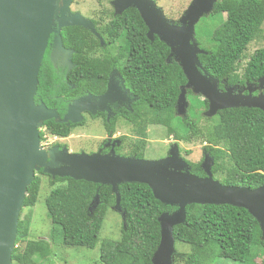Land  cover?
Masks as SVG:
<instances>
[{
    "label": "trees",
    "instance_id": "1",
    "mask_svg": "<svg viewBox=\"0 0 264 264\" xmlns=\"http://www.w3.org/2000/svg\"><path fill=\"white\" fill-rule=\"evenodd\" d=\"M217 13L227 17L215 31L213 50L199 56L203 70L218 79L219 85L221 81L259 83L264 77V46L253 54L247 51L254 42L264 41V0H219L212 14ZM115 20L108 26L116 29L117 35L111 32L112 37L122 39L120 50L125 52V61L120 72L126 85L138 97L127 118L138 137L133 140L120 138L122 145L116 148L117 154L120 150L124 152L127 146L130 155L125 157L145 159L147 129L162 126L178 141L195 138L206 141V153L215 160L214 177L224 185L250 189L264 186V123L260 120L264 112L257 108H228L209 118L205 116L208 100L199 102L198 96L188 91V99L196 97V103L190 102L186 118L179 117L177 102L181 88L188 81L181 65L173 58L168 59L171 49L158 37L149 40L148 28L137 9L130 8ZM62 36L66 45L75 37L72 47L78 50L97 44L93 34L83 27L65 28ZM94 64L92 60L91 65ZM110 72L106 68L94 69L89 71L88 77L93 81L99 79L105 88ZM53 76L44 62L39 74L40 94L58 89L52 81ZM49 81H52L50 86ZM191 109L199 114L197 118L190 116ZM203 120L206 126L200 125ZM73 127L47 121L42 135L45 137L49 133L67 138ZM105 127L116 133L118 118L111 123L105 122ZM106 153L104 150L103 154ZM189 164L193 175L205 176L201 161ZM40 176L48 177L53 186L61 184L53 187L46 207L53 225L52 241L62 238L67 247L95 249L105 217L116 204L111 186L72 178L53 179L41 170L24 200L12 264H37V259L53 254L50 240H29L31 216L23 218L24 209L35 206L38 201L42 186ZM120 193L125 214L122 237L118 241H102L101 264H153L152 258L161 242L159 218L177 207L162 204L144 184H123ZM97 194L99 200L95 203ZM174 236L176 245L182 243L193 249L189 254L177 256L184 264H207L219 259L236 264H257V257L264 255L263 233L258 221L247 210L230 205L188 206L186 223L175 227Z\"/></svg>",
    "mask_w": 264,
    "mask_h": 264
},
{
    "label": "water",
    "instance_id": "2",
    "mask_svg": "<svg viewBox=\"0 0 264 264\" xmlns=\"http://www.w3.org/2000/svg\"><path fill=\"white\" fill-rule=\"evenodd\" d=\"M73 0H0V264H12V254L18 236L19 219L28 188L38 172L53 179L72 178L101 186H111L116 195L115 211L122 213L120 186L138 183L151 188L162 204L177 207L160 218L161 242L153 264H174L176 239L174 229L187 220L191 205H230L247 210L260 224L264 239V186L256 189L228 186L216 180L212 172L214 160L206 155L202 168L204 177L193 175L190 165L173 145L167 157L159 160L139 159L118 155L114 148L107 154H70L67 147L43 149L41 128L44 122L58 119L55 111L35 104L42 61L53 40L52 61L56 52H64L61 30L83 27L97 32L90 20L81 14L71 15ZM219 0H193L181 25H174L154 0H114L117 13L135 8L145 22L149 40L158 37L171 49L168 59L182 67L187 84L181 88L177 115L188 114V91L201 95L209 102L206 117L228 108H257L264 112V92L259 96L234 94L233 89L222 93L219 80L203 70L199 56L207 54L195 40V28L203 17L213 13ZM63 6H60L61 3ZM58 27V30L56 28ZM264 90V77L259 80ZM115 85L100 98L87 97L77 106L106 104L112 100ZM70 112L61 123H77ZM119 143V142H118ZM115 145V144H114ZM99 200L97 194L94 202Z\"/></svg>",
    "mask_w": 264,
    "mask_h": 264
},
{
    "label": "rangeland",
    "instance_id": "3",
    "mask_svg": "<svg viewBox=\"0 0 264 264\" xmlns=\"http://www.w3.org/2000/svg\"><path fill=\"white\" fill-rule=\"evenodd\" d=\"M159 8H161L168 18L169 21L174 25H181V20L187 12L188 8L192 4L193 0H154ZM97 0H74L73 9H79L86 12L89 8H94ZM226 14L217 13L209 14L197 23L195 31V40L199 44V47L204 51H211L214 48L213 36L215 31L219 29L226 21ZM264 29V26H263ZM264 46V41H257L251 44L248 48L247 54H253L258 48ZM246 59L243 62L245 65ZM244 68V66H243ZM244 72L241 71V74ZM115 85V84H114ZM260 88V87H259ZM261 94L264 92L260 88ZM195 95V94H194ZM199 96V95H198ZM201 96V95H200ZM259 96V95H258ZM203 97V96H201ZM256 97V96H255ZM204 98V97H203ZM188 99V95H187ZM113 100V99H112ZM111 100V101H112ZM194 105L196 103V97L190 96L188 99ZM94 107L83 108L84 110H94L99 104H94ZM200 112V110H198ZM190 116L197 118L198 113L191 109ZM181 117V118H186ZM206 122L203 120L200 123L201 126L205 125ZM147 144L145 159L148 160H159L169 155L173 145H178L181 157L189 162L197 163L204 162L206 155L205 147L207 142L202 138H195L192 140H181L178 141L174 137L169 136L168 131L162 126H150L147 129ZM126 137L128 140L136 139V133L131 125L126 122H121L117 129V134L113 138ZM108 138L105 128L100 120L95 122H89L83 127H78L73 130L72 134L68 138H58L47 133L45 138L41 141L40 145L43 149H52L54 147L61 146L67 147L70 154H93L97 153L102 142ZM130 149L126 146L123 151H119L118 154L123 156L130 155ZM211 158H213L211 156ZM214 160V158H213ZM190 165V164H189ZM215 165V160H214ZM213 165V167H214ZM191 168V167H190ZM42 179V186L38 196V201L35 206L24 209L23 218L31 216V227L29 232V240H50L52 244V255L46 259H37V264H101L100 261V245L104 240L118 241L122 237L123 218L121 213L114 209L109 210L105 217L103 227L99 235V242L95 249L87 248H71L67 247L62 243L61 239L52 241V230L53 225L48 216L46 207V199L51 193L53 187L61 185L56 184L53 186L51 181L46 176H40ZM219 178V177H218ZM217 178V179H218ZM220 181V180H219ZM193 252V249L186 245L179 243L176 245V255L174 264H184L181 257H177L180 254H189ZM206 256V253H203ZM264 255H259L256 259L257 264H263ZM206 264V263H205ZM207 264H236L232 261L225 259H219L214 263Z\"/></svg>",
    "mask_w": 264,
    "mask_h": 264
},
{
    "label": "flooded vegetation",
    "instance_id": "4",
    "mask_svg": "<svg viewBox=\"0 0 264 264\" xmlns=\"http://www.w3.org/2000/svg\"><path fill=\"white\" fill-rule=\"evenodd\" d=\"M113 1L114 0H97L95 7L89 8L86 12L79 9H73L72 6L74 5V0L72 1V4L70 5L71 15L81 14L92 22L98 35L95 33L93 34L85 28L84 29L93 34L96 38L97 44H94L95 46H92L90 49L85 47V49L78 50L74 46L72 47V45H74L73 41L76 38L71 37L68 40V45H66L62 36L63 30L65 28L79 26L65 27L60 32L64 52H56L55 56L57 57V61L56 63H53L52 54L55 34H52L49 39V45L46 49L42 65L45 62L49 73L54 75L52 81L56 83L58 89L47 91L45 94H40L37 90L35 96V104L37 106L44 105L49 110L56 112L59 118L52 120L60 124H67V126H74L73 130L78 127H83L91 121L95 122L100 120L105 128L106 134H108V138L102 142L97 151L102 153L104 150L109 153L113 148L116 151V148H119L122 145L119 139L113 138L117 132L113 134L110 130H107L105 122L111 123L118 118V127L121 122H126V124H128L127 118L130 117V113L133 112V105L138 100V97L126 85L120 72V66L125 61V52L120 50L122 39L112 37L111 32L114 33V36L116 37V29L109 28L108 26L112 22H116L115 17L121 16L127 10L122 14L117 13ZM63 5L64 3L62 2L60 6ZM56 30H58V27ZM92 60H95L94 66L91 65ZM103 68L111 70L105 88L99 79L93 81L88 77L90 70ZM112 79L115 84L112 101L96 106V108H94V110H97L96 112H93V110H84L83 106L76 105V102L87 97L100 98L104 96L108 91ZM52 81H49V86L52 84ZM243 82V84H228L227 81H221L219 89L222 93L226 92L228 89H233L234 94L249 95L251 93L253 96L261 94L258 82L256 84L245 80ZM198 99L199 102H204L206 100L201 96H198ZM94 106L95 105H87L86 108ZM70 112L73 114L74 118H81V121L77 123L69 122V124L61 123L60 121ZM202 113L204 114L205 111ZM260 120L264 123V117L261 116ZM46 122H44L41 128V141L44 138L42 134L46 131ZM200 123H202V121ZM59 147L63 148L61 146Z\"/></svg>",
    "mask_w": 264,
    "mask_h": 264
},
{
    "label": "built area",
    "instance_id": "5",
    "mask_svg": "<svg viewBox=\"0 0 264 264\" xmlns=\"http://www.w3.org/2000/svg\"><path fill=\"white\" fill-rule=\"evenodd\" d=\"M45 138V137H44Z\"/></svg>",
    "mask_w": 264,
    "mask_h": 264
}]
</instances>
